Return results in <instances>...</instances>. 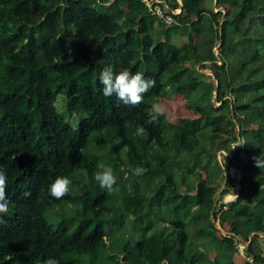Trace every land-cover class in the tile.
I'll list each match as a JSON object with an SVG mask.
<instances>
[{"label":"trees","instance_id":"trees-1","mask_svg":"<svg viewBox=\"0 0 264 264\" xmlns=\"http://www.w3.org/2000/svg\"><path fill=\"white\" fill-rule=\"evenodd\" d=\"M158 1L181 9L173 24L143 0H0V166L11 201L0 214V264H235L237 242H248L244 264H264V168L252 160L264 155V0ZM108 65L155 86L136 106L105 97ZM164 76L196 117L173 124L156 114ZM75 114L73 127L64 116ZM104 132L108 140L95 142L111 156V194L86 156ZM137 165L147 169L141 177L131 174ZM231 167L242 181L224 206ZM57 176L72 181L59 200L49 192ZM67 205L75 216L44 217ZM116 228L134 234L113 254Z\"/></svg>","mask_w":264,"mask_h":264},{"label":"clouds","instance_id":"clouds-1","mask_svg":"<svg viewBox=\"0 0 264 264\" xmlns=\"http://www.w3.org/2000/svg\"><path fill=\"white\" fill-rule=\"evenodd\" d=\"M122 22V21H121ZM71 51V49H69ZM99 82L102 85V93L105 97H110L113 94L117 99L123 102L124 105L136 106L143 102L144 94L149 89L155 86V80L146 79L145 74L141 71L133 73L128 68H122L118 72L114 70L111 65L103 68L99 74ZM156 114H160L159 108L155 109ZM156 120V115H153L151 119L146 123H153ZM136 135L143 136L145 128L142 125L136 126ZM246 144V141L241 137L233 146V149L242 147ZM252 160L254 165L258 168H264V155L253 156ZM147 169L137 165L131 170V174L135 177H141L146 173ZM95 180L99 183L100 188L105 189L109 194L114 191H118L117 177L113 168L103 162L97 165V171L94 176ZM72 181L66 176H57L51 185L49 186V192L52 197L59 200L66 196L70 191V185ZM7 189V175L3 170V166H0V214H7L11 201L6 196ZM128 190H132V185H128ZM30 193L25 192L24 196H29ZM5 220L0 216V225L4 224ZM43 264H60L56 258H47Z\"/></svg>","mask_w":264,"mask_h":264},{"label":"rangeland","instance_id":"rangeland-1","mask_svg":"<svg viewBox=\"0 0 264 264\" xmlns=\"http://www.w3.org/2000/svg\"><path fill=\"white\" fill-rule=\"evenodd\" d=\"M181 2V1H180ZM217 11V10H216ZM221 11L224 13V9H221ZM258 48L261 52L262 58L264 59V41L263 40H259L258 41ZM205 75H211V73L208 70L202 71ZM167 77L164 76L163 78V83H166V87L163 91V96H166L164 98H161L157 101V103L155 104L154 108L157 109L159 108L161 110L159 115H162L164 119H166L168 122L170 123H176L178 122L180 119H191L196 117L195 112L193 111H189L186 108V101L185 99L178 94H173L172 95V88H171V84L169 83V81H166ZM264 93V92H261ZM60 99L57 101L56 106L57 109L59 111H62V106L60 104ZM65 119H67L68 123L73 126L76 127L77 126V122L79 119V116L77 114L73 115V116H68L65 115L64 116ZM107 133L104 132L103 134H93L91 136V141L89 143L88 148L91 146V149H88L86 156L88 157L89 160H91L92 162H94V164L97 165L101 162L108 164L109 159H111V156H109L108 154H106V151L104 150V148H100L97 146L96 144V140L99 139H107L108 137L106 136ZM166 139H169L168 136H166ZM110 144V143H109ZM114 146H117V142L114 143ZM182 153V157L184 155H186L184 152ZM186 161H189L188 159L185 158ZM217 160H221V156L217 155ZM126 176H128L126 174ZM137 181L140 183V180L137 179ZM143 187V186H142ZM72 207V205H67L66 207H61V206H57V208L54 210L56 214H54V216L52 215V212L48 211L44 214V217L49 221V222H53L58 223L64 219H67L70 216H75V212H73L74 210H70V208ZM156 217V216H155ZM157 218V217H156ZM105 228L106 230H109L110 227L109 225L105 224ZM216 227L217 229L220 230V233L226 234L225 231L222 230V228L219 226V223H216ZM127 228H129V225H127ZM136 226L133 228L135 230ZM123 229V228H122ZM114 231V234L108 233V235H112L109 237L108 236V243L110 245L109 249L110 252H112L113 254H116L119 252V250L122 248V245L125 242L130 243V240L132 239L131 235L134 234V232L132 233L131 230L128 229H124L122 231H119V228H116ZM136 232V231H135ZM132 233V234H131Z\"/></svg>","mask_w":264,"mask_h":264},{"label":"built area","instance_id":"built-area-1","mask_svg":"<svg viewBox=\"0 0 264 264\" xmlns=\"http://www.w3.org/2000/svg\"><path fill=\"white\" fill-rule=\"evenodd\" d=\"M144 3L148 9V11L150 12V14L152 16L157 17L163 24L165 25H171L175 22L174 16L177 15V13L172 12V14L167 13L164 9H162L159 3H157L156 1H152V0H144ZM226 178H229L232 182V189L231 192L224 195L221 198V203L224 206H227L230 203H233L236 201L237 197H238V193L240 190V184L242 181V171L240 168L238 167H231L226 171L225 174ZM226 235V234H223ZM248 246V242L247 243H243V242H237L236 243V248L239 252L240 255H245V251L247 249ZM246 261H248L249 263H253V260L249 257L246 258Z\"/></svg>","mask_w":264,"mask_h":264},{"label":"crops","instance_id":"crops-1","mask_svg":"<svg viewBox=\"0 0 264 264\" xmlns=\"http://www.w3.org/2000/svg\"><path fill=\"white\" fill-rule=\"evenodd\" d=\"M144 1V0H143ZM153 1V0H152ZM178 3L181 5V2L180 0H177ZM156 2H159L158 0H156ZM179 9L175 11V13H179ZM260 241V245L264 251V236L259 240ZM234 262L235 264H244L245 263V258L243 255H240V254H237L235 257H234Z\"/></svg>","mask_w":264,"mask_h":264},{"label":"water","instance_id":"water-1","mask_svg":"<svg viewBox=\"0 0 264 264\" xmlns=\"http://www.w3.org/2000/svg\"><path fill=\"white\" fill-rule=\"evenodd\" d=\"M154 1H156V0H154ZM157 3H159L161 6L165 7L167 10L171 11L170 8H169V6L166 3H163V2H157ZM179 11L181 12V9H179ZM214 51L216 52V50H214ZM213 80L215 81V78L214 77H213ZM215 85H216V83H215ZM216 92H217V89L215 90V94H216Z\"/></svg>","mask_w":264,"mask_h":264}]
</instances>
